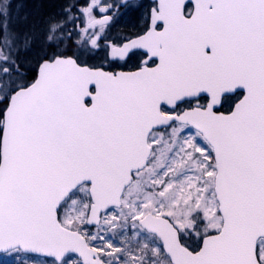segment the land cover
Here are the masks:
<instances>
[{
	"label": "snow or ice",
	"instance_id": "snow-or-ice-1",
	"mask_svg": "<svg viewBox=\"0 0 264 264\" xmlns=\"http://www.w3.org/2000/svg\"><path fill=\"white\" fill-rule=\"evenodd\" d=\"M26 2L0 0V264H264V0H153L119 39L139 0Z\"/></svg>",
	"mask_w": 264,
	"mask_h": 264
},
{
	"label": "flooded vegetation",
	"instance_id": "flooded-vegetation-1",
	"mask_svg": "<svg viewBox=\"0 0 264 264\" xmlns=\"http://www.w3.org/2000/svg\"><path fill=\"white\" fill-rule=\"evenodd\" d=\"M140 2L145 4L147 7L153 4L148 1H140ZM146 11L147 10L116 11V13L113 16V20H114V28L118 34L116 35L117 37L113 39H119L125 36H132L136 32L142 31L144 27V23L141 19V16L142 13ZM133 63H135V61H133Z\"/></svg>",
	"mask_w": 264,
	"mask_h": 264
},
{
	"label": "trees",
	"instance_id": "trees-1",
	"mask_svg": "<svg viewBox=\"0 0 264 264\" xmlns=\"http://www.w3.org/2000/svg\"><path fill=\"white\" fill-rule=\"evenodd\" d=\"M68 2V0H43L44 8L43 11L45 12H54L59 10V6L63 3ZM72 2H75V0H72ZM109 2H113V0H109ZM114 2L119 3L120 0H114ZM41 3V0H27L25 3V7L23 8V12L27 13H34L36 11V6L37 4ZM22 11V9H21ZM117 11H128L122 7L118 8ZM115 28L113 27L111 30V37L115 38L117 37L116 35L113 34V31Z\"/></svg>",
	"mask_w": 264,
	"mask_h": 264
},
{
	"label": "rangeland",
	"instance_id": "rangeland-1",
	"mask_svg": "<svg viewBox=\"0 0 264 264\" xmlns=\"http://www.w3.org/2000/svg\"><path fill=\"white\" fill-rule=\"evenodd\" d=\"M144 5H145V4H144ZM147 8H148V7L145 5L144 8L139 9V10H147ZM18 11H20L21 13H24V12H23V9H22V11H21V9H18ZM128 11H130V10H128ZM131 11H138V10H131ZM115 31H116V30L113 31V34L115 33L114 35H117V34H118L117 31H116V32H115Z\"/></svg>",
	"mask_w": 264,
	"mask_h": 264
},
{
	"label": "water",
	"instance_id": "water-1",
	"mask_svg": "<svg viewBox=\"0 0 264 264\" xmlns=\"http://www.w3.org/2000/svg\"><path fill=\"white\" fill-rule=\"evenodd\" d=\"M150 2H153V0H149Z\"/></svg>",
	"mask_w": 264,
	"mask_h": 264
}]
</instances>
